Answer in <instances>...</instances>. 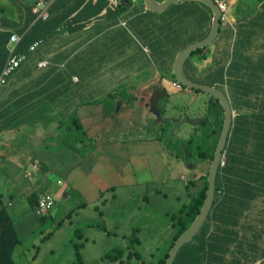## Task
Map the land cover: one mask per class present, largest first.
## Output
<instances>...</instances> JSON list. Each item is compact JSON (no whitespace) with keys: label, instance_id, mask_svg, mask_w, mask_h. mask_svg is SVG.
Masks as SVG:
<instances>
[{"label":"crops","instance_id":"obj_1","mask_svg":"<svg viewBox=\"0 0 264 264\" xmlns=\"http://www.w3.org/2000/svg\"><path fill=\"white\" fill-rule=\"evenodd\" d=\"M230 1L227 19L220 20L215 39L205 45L196 59L190 60L189 66L185 63L186 74L200 76L207 86L214 84L213 74L233 66V57L239 53L246 58V63L241 64H246L248 70L264 71V0H246V18L239 12L244 7L243 0ZM38 5L47 12L45 20L38 19L40 17L32 11L34 7L42 11ZM29 16L33 18L29 27H25ZM49 17H52L50 21L31 32L33 24L45 22ZM58 21L62 23L55 24ZM120 21L149 41H165L163 47L166 50L162 56L167 63L161 75L171 71L162 80L155 76L152 79L141 77L134 84L124 82L127 69L120 55L126 48L117 43L128 33L119 26ZM207 21L208 13L192 0L178 1L163 11L148 10L142 0H127L117 16L107 9V0H37L33 4L0 0V73L12 45L11 35H16L22 42H17L18 47L17 43L14 46L17 54L37 44L34 53L12 73L5 85L0 86V186L6 190L11 187L20 193L29 191L28 197L33 193L52 195L48 191L49 183L46 188L44 184L48 177L55 175L59 177L53 194L56 204L57 200L70 196V189L95 200L96 193L105 189L127 192L128 183L134 180V189L139 191L147 171L156 172V166L163 170L168 158L182 163L183 171H194L196 162L188 160L191 157L187 152L183 161L178 155L171 154L158 140L159 133L149 139L140 136L133 145H126L127 141L122 137L129 133L131 121L135 134V124H158L162 108L166 110L165 117L169 116L170 98L181 90L172 87L175 78H169L168 73L173 72L174 60L180 53L177 51L183 43H170L168 38L175 31L191 32L197 22L204 30ZM209 27L210 24L208 31ZM145 48L150 50L151 45L145 44ZM41 60L48 63L44 69L36 68V63ZM156 82L161 85L154 91L158 88ZM128 85L135 89L131 90L132 99L117 97L116 89ZM99 87L106 88V94L113 93L108 97L110 101L118 102L117 122L110 115L114 113L113 108H108L104 101L81 96ZM181 93L188 98L191 91ZM197 98L190 96L189 103ZM227 98L234 110L240 98ZM247 100L254 103L252 97ZM205 103L207 108L208 101ZM153 110H158L159 116ZM243 114L250 116L251 111ZM72 117L84 124L82 130L92 136L90 142H82L85 148L82 149L81 144L78 152L73 151L74 142H67V138L55 134L63 131L62 124L69 125ZM235 119L233 111L223 157L230 174L258 189L255 191L258 198L247 201L244 208L236 209L240 212L238 223L207 226V237L214 239L198 240L194 244L196 250L202 248L199 254L202 264H264V134H258L256 139L249 138L248 144L243 146L237 136L231 135ZM157 128L159 130V126ZM188 137L189 134H184L183 140ZM9 143L11 146L6 147ZM146 153H152V156ZM150 158L152 160L148 161ZM30 168L32 172L25 174ZM32 173H41L42 177L32 178ZM202 175H192L196 182V187L191 188L193 192L199 190L198 179ZM226 177L234 180L229 175ZM188 184L186 181L185 186ZM37 187L42 190L36 192ZM1 199L5 208L11 205L9 200ZM137 210L132 208L131 212ZM259 219L262 223L257 221ZM227 233L234 236L228 244L224 240Z\"/></svg>","mask_w":264,"mask_h":264},{"label":"rangeland","instance_id":"obj_2","mask_svg":"<svg viewBox=\"0 0 264 264\" xmlns=\"http://www.w3.org/2000/svg\"><path fill=\"white\" fill-rule=\"evenodd\" d=\"M224 2L228 8L229 4L231 6L230 0H224ZM202 10L209 13L204 7H202ZM208 17L210 19L208 18L204 30L197 22L192 26L189 33L182 31L173 32L168 38L170 43H183V46L177 51L178 53L207 34L212 14H208ZM123 29L128 34L117 45H124L126 48L124 54L120 55L121 62L127 69V78L124 82L134 84L141 77L152 79L155 76L162 80L164 75L171 71L169 69L165 71L164 75H161L164 72V65L167 63V60L162 56L163 51L166 50L163 47L165 41H156V39L149 41L142 34H137L136 30L128 29V26H123ZM145 44L151 45V49L147 48L148 51H145ZM128 47H131V49H127ZM112 53H114V49ZM176 53L174 56H176ZM194 59H196L195 56L190 57L189 62L188 60L186 61L187 65L189 66L190 60ZM168 76L169 78H175L174 69L173 72L168 73ZM160 83L156 82L158 88L154 89V91L160 88ZM105 90L106 88L99 87L81 96L104 101L108 108H113L114 113H110V115L113 118L112 120L117 122L115 118L119 112L116 104L118 102L113 99L110 101L108 97L113 93L106 94ZM131 90H135L131 85L117 88V97L121 95L123 100L132 99ZM184 91L181 90V92ZM181 92L171 96L170 100L172 103L169 107V115L178 114L179 110L183 109L192 123L174 124L170 136L164 137L162 143L171 154L178 155L179 159L183 161L186 153L182 142L184 141L183 135H190L194 128L193 126L200 125V121L207 113L205 101L208 100V97L202 92L197 95V92L193 91L194 93L191 92L189 95L193 98L195 96L198 98L191 104V102L189 103L190 96L187 98ZM158 124L142 126L135 124L133 128L134 134L132 132L133 121H131L129 133L123 135L122 139L127 141L126 145H133V143H136L133 141L140 139V136L145 139L155 137L158 133ZM80 126L82 129L85 125L80 124ZM61 130L63 131L55 132L57 137L62 136L67 138V142H74L73 151L77 152L79 151L77 148L82 142H90L92 137L85 131L76 130L73 125L68 127L67 124H62ZM10 146L11 143L8 146L6 145V147ZM146 154L152 156V153ZM151 160L152 158L148 159V161ZM188 160L191 163L196 162L194 171L190 173L187 169L183 171L182 166H180L182 163L175 158H168L161 171L158 166H156V172L147 171L148 173L143 178L145 183L139 191L134 189L136 184L134 180L132 183H128L127 192L126 190L116 192L105 189L102 193H96L95 200L90 199V197L85 198L80 192L70 189L68 191L70 196L67 199L57 200L53 210L43 219L42 217L44 216H36L32 211V207L28 204L27 192L29 191H24L26 193L24 195V193L16 192L11 187L6 190L3 186H0L1 197L9 200L11 204L5 209L10 213L8 214L20 239V245L15 248L12 254L14 264H77L75 250L78 245L83 246L79 249L82 264H119V262L114 263L104 259V255L107 252L117 248L121 249L125 254L131 251L136 252L140 256V259L136 257L130 260L124 259L122 264H148L153 254H155V260L159 259L163 254L161 248L165 246L172 235L169 219L174 215H179L180 210L189 202V192L186 190L185 179L188 184L190 179L193 180V174L199 175L202 173L204 175L209 167L207 162L200 163L193 158H188ZM118 161L119 159L116 160V162ZM189 161H186L187 166L192 168ZM28 171L32 172V168ZM35 177H42V174L32 173V178ZM21 178L27 182V179L22 175ZM57 178L59 177L52 175L48 177L49 180L45 181L44 184L46 185L44 188H46L49 183L48 191L52 195L58 187L56 185ZM155 178L157 181L154 180ZM4 187L8 188V185L5 184ZM35 190L39 192L42 187H37ZM44 190L46 191V189ZM189 191L190 194L193 193L191 188ZM257 198L255 196V199ZM132 208L138 209L136 211L137 215L136 212H131ZM128 214L129 216H127ZM257 221L262 223L261 219ZM134 229L138 230L136 236L138 244L131 242L132 236L136 234L133 233ZM133 247L135 248L134 250L132 249Z\"/></svg>","mask_w":264,"mask_h":264},{"label":"trees","instance_id":"obj_3","mask_svg":"<svg viewBox=\"0 0 264 264\" xmlns=\"http://www.w3.org/2000/svg\"><path fill=\"white\" fill-rule=\"evenodd\" d=\"M201 7L206 8L211 14V10L208 6L201 2L192 1ZM244 7L239 9V12L242 13L244 18L247 14V5L246 0H243ZM127 3V0H121L119 6L114 11L108 9L111 13H114L117 16L120 13L122 4ZM210 17V16H209ZM208 17V18H209ZM33 17L29 16L28 21L25 24V27H29V21L31 22ZM41 19V18H38ZM52 17H49L45 22L35 23L30 27L31 32L39 27L41 24L50 21ZM43 20V19H42ZM45 20V19H44ZM61 21L55 22L59 25ZM246 33V30H243ZM21 44L22 42H18ZM17 46L18 47V44ZM28 47L22 50L23 55H27V59L31 55L29 53ZM205 48H197L193 51L189 58L192 56H199L201 51ZM36 48L34 49V51ZM18 51V50H17ZM237 51L240 52V49L237 48ZM26 59V60H27ZM189 62V59H187ZM198 60V59H197ZM233 66L226 71H220L212 75L215 79L213 85H208L215 87L221 90L226 95L232 97H239L235 109L232 110L235 113V125L231 132V135L237 136L238 139L242 141V145L246 146L248 144L249 138L256 139L258 134H264V71L263 70H248L247 65H242V62L246 63V58L240 53L237 57H233ZM186 63V62H185ZM184 63V71H185ZM37 68V66H36ZM193 70V69H192ZM186 78L190 81L206 85L202 82L200 76H188L185 72ZM9 79V78H8ZM207 86V85H206ZM226 88V90H225ZM186 89V87H183ZM192 93L197 92L198 90H190ZM194 91V92H193ZM208 106L207 113L200 121V125L193 128L189 137L183 142V146L187 152V155L195 159L197 162H207L210 164V161L213 157L214 149L217 144V140L222 128L223 123V110L219 102L215 99H212L208 95ZM252 97L254 103L247 100V98ZM251 111V115H244L243 112ZM168 112V111H167ZM161 121L159 120V130L160 134L159 141H162L164 137L170 136L174 124L180 123L184 117L189 119L185 112H179L174 115H166V110L162 108L161 110ZM97 122H99L97 120ZM187 121H183L181 124H185ZM73 125L76 130L83 131L76 117L69 119V125ZM85 148V144H82V149ZM224 165L220 166L217 171L215 186H214V199L209 210L208 215L206 216L200 230L192 238V240L184 245L181 250L178 252L174 264H202L199 254L202 251V248L195 249L194 244L198 240H213L214 238L207 237L208 225L209 224H236L240 218V212L236 209L244 208L247 201L253 200L257 196V188H254L246 182L239 181L240 178L237 175L230 174V170L227 167V161L224 157ZM229 175L233 177L234 180L228 179L226 176ZM206 176L207 170L204 175L200 176L199 180V190L191 193L189 195V202L180 210L179 215L172 216L169 221L171 222L172 235L170 236L169 241L165 244L161 251H163L162 256L155 260V254L152 255L148 264H165L166 259L168 258L169 251L174 245L175 241L189 228L191 223L194 221L197 216L204 197L206 190ZM196 187V182L193 180L189 181V184L186 185V189ZM37 194L33 193L28 197V203L33 208H35L37 202ZM45 217H42V219ZM0 225H4L3 229L0 231V264H14V259H12V254L15 248L20 245V239L17 235V232L13 226V222L10 218V215L5 209V206L0 199ZM133 233H136L132 236L131 242L138 244V239H136L138 230L134 229ZM234 239L232 233H227L224 240L228 244ZM83 246L78 245L76 247V256L77 264H82V259L80 256V248ZM135 249L134 247L132 248ZM133 257L140 259V256L136 252L124 253L121 249L117 248L110 252H107L104 255V259L111 262L122 264L124 259L130 260Z\"/></svg>","mask_w":264,"mask_h":264},{"label":"water","instance_id":"obj_4","mask_svg":"<svg viewBox=\"0 0 264 264\" xmlns=\"http://www.w3.org/2000/svg\"><path fill=\"white\" fill-rule=\"evenodd\" d=\"M27 4H33L37 2V0H21ZM178 1L184 0H143V4L145 8L151 11H163L167 9L171 4L176 3ZM192 1H199L206 6L209 7L211 10V24L209 27V31L202 39L196 40L189 44L188 47L183 49L175 59L174 62V75L175 80L179 82L182 86L186 87L187 89L191 90H198L211 98L216 99L223 110V123L222 128L217 140L216 147L214 149L213 157L210 161L207 176H206V190H205V197L202 203V206L195 217L194 221L191 223L189 228L175 241L174 245L169 251L168 258L166 259L165 264H174L176 256L181 248L188 244L192 238L198 233L200 230L206 216L209 213L211 208L213 199H214V186L217 171L220 165V161L223 159V152L226 145L227 137L229 134L231 120H232V109L231 104L227 98V96L219 89L206 86L200 83H196L190 81L186 78L185 71H184V63L189 59L190 54L197 50V48H201L207 44H210L216 37L218 33V28L220 25V11L217 7L215 0H192ZM153 112L159 116L158 110H153ZM185 119H183L180 123H182ZM4 225H0V231L3 229Z\"/></svg>","mask_w":264,"mask_h":264},{"label":"built area","instance_id":"obj_5","mask_svg":"<svg viewBox=\"0 0 264 264\" xmlns=\"http://www.w3.org/2000/svg\"><path fill=\"white\" fill-rule=\"evenodd\" d=\"M121 0H107V8L110 9L111 11H114L117 6H119ZM217 7L220 11V19L219 20H224L227 19V10L228 7L226 3L223 0H215ZM39 7V5H38ZM40 8V7H39ZM41 9V8H40ZM42 11H39L37 8H33L32 11L37 14L40 18L46 19L47 17V12L45 9H41ZM119 26L123 27L125 26L124 21L119 22ZM9 41L12 43L11 48L9 50V54L7 57V60L1 70L0 73V86L5 85L8 78L12 75L14 71H16L27 59V55L22 54H17L14 50V46L16 45L17 42H19V38L16 35H11L9 37ZM37 47V44H32L29 48L28 51L29 53H34V49ZM147 50V49H146ZM36 66L38 69H44L48 66V63L44 60L38 61L36 63ZM173 88L175 89H180L181 85L177 81H173ZM221 166L224 165V160L222 159L221 161ZM35 167V165H33ZM30 173L27 171L25 174ZM55 197L53 195H48V194H40L37 198V202L34 208V214L36 216H46L48 215L54 208L55 206Z\"/></svg>","mask_w":264,"mask_h":264},{"label":"clouds","instance_id":"obj_6","mask_svg":"<svg viewBox=\"0 0 264 264\" xmlns=\"http://www.w3.org/2000/svg\"><path fill=\"white\" fill-rule=\"evenodd\" d=\"M145 51H148V50H146V48H145ZM174 81H176V80H174ZM180 85H181V84H180ZM183 87H184V86L181 85L180 90H186V89H187V88H186V89H183ZM203 94H204V93H203ZM192 103H194V100L192 101ZM194 127H195V126H194ZM221 161H222V160H221ZM221 161H220V163H221ZM220 166H221V164L219 165V167H220ZM185 182H186V179H185Z\"/></svg>","mask_w":264,"mask_h":264},{"label":"flooded vegetation","instance_id":"obj_7","mask_svg":"<svg viewBox=\"0 0 264 264\" xmlns=\"http://www.w3.org/2000/svg\"><path fill=\"white\" fill-rule=\"evenodd\" d=\"M179 112H185V110L180 109ZM183 119H185V121H187L188 123H192V121H190L189 119H187L186 117H184ZM195 126V125H194ZM193 126V127H194Z\"/></svg>","mask_w":264,"mask_h":264}]
</instances>
